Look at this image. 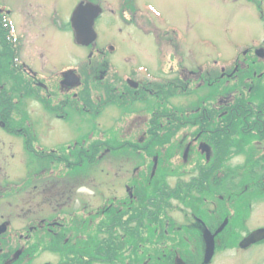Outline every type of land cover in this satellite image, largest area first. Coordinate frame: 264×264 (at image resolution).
Masks as SVG:
<instances>
[{
    "label": "flooded vegetation",
    "instance_id": "af4514ba",
    "mask_svg": "<svg viewBox=\"0 0 264 264\" xmlns=\"http://www.w3.org/2000/svg\"><path fill=\"white\" fill-rule=\"evenodd\" d=\"M4 1L0 0V135L10 141L4 143L0 136V174L10 173L6 163L14 161L9 168L20 177L1 182L0 200L29 191L38 194L40 188L51 192L57 184L68 190L62 184L82 168L99 166L111 154L107 146L117 141L121 149L113 147L112 155L127 154L124 164H131V170L122 180L123 193L103 198L94 210L80 207L70 214L59 209L17 229L1 222L0 264H71L70 242L82 237L75 236V228L87 232V218L92 222L105 215L114 227L116 237L110 239L115 246L149 242L146 249H128L126 264H134V257L143 258L142 264H205V252L202 262L194 258L193 244L202 255L206 230L213 252L216 243L237 239L249 222V211L242 210L264 195V0H220L236 13L242 9L254 14L261 25L258 35L235 43L227 40L224 51L210 42L184 49L180 27L167 24L147 0H68L67 17L56 7L59 2ZM25 3L38 7L53 28L73 33L71 18L77 8L82 18H92L95 38L77 44L88 50L78 66L55 69L44 45H34L36 66L23 57L25 32L13 19L28 13L16 11ZM117 19L121 25L115 24ZM104 25L114 27L117 35L103 38ZM136 31L154 40L147 58L140 57L139 50L121 49ZM42 35L38 29L33 38ZM182 97L190 99L189 104L182 106ZM39 106L52 122L70 111L99 116L107 108L115 111L116 121L107 130L95 125L79 129L74 138L50 142L55 126L45 127L32 117ZM48 128L50 136L40 138ZM233 162L243 163L236 173L226 164ZM241 174L246 181L238 185L234 176ZM43 196L36 197L31 210L49 200ZM170 198L183 206V221L172 217ZM189 201L193 207L186 212ZM17 209L27 211L25 204L18 203ZM256 231H264V226L246 229L239 237L245 236L241 246ZM41 243L47 244L46 250H40ZM257 244H264V235L244 245ZM44 253L56 261L39 262ZM252 261L259 264L258 255Z\"/></svg>",
    "mask_w": 264,
    "mask_h": 264
},
{
    "label": "rangeland",
    "instance_id": "374dc122",
    "mask_svg": "<svg viewBox=\"0 0 264 264\" xmlns=\"http://www.w3.org/2000/svg\"><path fill=\"white\" fill-rule=\"evenodd\" d=\"M5 1L13 2L14 0ZM49 1L59 2V5L56 7L60 8L63 14L65 13V9L67 8V5L65 3H68V0ZM147 1L153 3L158 7V9L162 12L163 18L166 20L167 24L172 23V25L176 24L180 27L183 37V43L186 46H184V49L189 48L187 46H190L193 43L199 45V43L202 44L210 42L214 43L218 50L224 51L223 49L227 47V40L234 43L241 42L245 39H248L251 35H258L261 31L260 22L254 14H250L248 13V11L242 9H240L241 13H236V8H233L226 3L220 2V0ZM237 4H239L238 6L242 5L240 3ZM16 11H28V13H21L20 15L18 14L17 18L13 20L17 24L18 29L25 32L22 55L27 60H31V62L35 66L38 64V62L35 58H32L34 53H37L34 45L35 47H43V45L45 46L44 48L47 49L48 53L50 54L48 55L50 56V60L53 62V65L56 66L55 69H57L60 65L61 67L65 65L76 64L78 66L79 61L87 54V49L78 46L81 44L76 42V38L73 32H70V30L66 28L64 30H61L59 28L57 29V25L53 28V26L50 25L48 18L45 19L40 15V9L38 11V7L35 9L34 7H32V5H27V3H25L23 4L22 8H16ZM14 15L16 14L14 13ZM64 17H67V15L64 14ZM115 24L121 25V21H118L117 19L115 20ZM38 29H42L43 37L33 38L36 35ZM136 33L137 34H135V36L132 35V41H130L129 43L121 44V49L124 53H126V51L136 52L139 50L140 57L147 58V56H149V53L151 52L150 48L151 45L154 44V40H152L151 36L147 37L144 34L140 35L137 31ZM102 35L103 38L107 37L106 39H108L111 36H116L117 30L114 27H107V25H104V27H102ZM101 42H103L102 39ZM139 43L140 46L138 45ZM84 63H87V61H84ZM180 100L182 106H186L190 101V99L185 97L180 98ZM32 114L33 118H38V122H40V125L45 124V127H49L51 124H53V128L55 126L54 133H52L50 142H57L66 138H74L77 135L79 129L86 130L89 128H94L95 125L100 127L99 130H107V128H109V126L116 118L115 111L112 108H107L103 112V114L99 116L95 114H76L70 111L68 116H66L63 120L57 119L55 116L53 122L51 117L44 115V110L41 106L36 109L34 108ZM49 131V128L47 131L44 130L43 133H39V137L42 139L48 138V135L50 136V134H47ZM83 132L84 131H82L81 133ZM4 137L5 136H1V139L4 140L3 142L9 143L10 138ZM43 141L47 142V140ZM96 142H99V140H97ZM117 143L118 145L120 144L119 141H117ZM117 143L115 144L116 146ZM116 146H107V149L111 151V154L104 158L101 163H99V166L95 165L94 167L92 166L82 168L69 180L67 179L62 184L63 188L67 189L68 187V190L66 191L61 188V184H57L55 187H53V190L51 192L43 193L44 189L40 188L38 194L33 195L29 191L23 195L12 194L4 199H1L0 224H2L3 222H9L11 226L17 229L25 226L26 222L34 217L42 219L53 211H59V209H66L70 214L80 207L81 209L85 207V211H91L101 203L103 198H110L113 195L122 194L124 191L122 187V180L130 175L126 173L131 170V164H124L127 163V154H118L123 156L112 155V153L115 152L113 151V147L118 150L121 149ZM8 162L6 163V170H8L9 172L11 170V172L8 174H0V184L4 181H19L17 178V175L18 177H20L19 174H17L14 169L9 168V166L12 167L14 161L11 162V164H8ZM226 164L230 166V170H233L236 173V169L240 168L243 163L233 162ZM234 177V180L238 182V185L246 181V177L244 174L235 175ZM118 179H120L119 182L117 181ZM39 187H45V184L40 183ZM41 195H44L42 197L44 198V200L47 198V196H49V200H46V203H42V205H39L36 210H31L35 208L34 202L36 200V197H40ZM243 195L245 199L246 194ZM177 202L178 201L173 198H170V200L168 201V203H170L173 208L175 207V209L171 212L172 217L175 218L177 222H180L183 221L184 215L183 212L180 211L179 207L183 206H181V204L179 206ZM18 203H20V207L25 204V208L27 211H20L19 209H17ZM27 203H30V205H27ZM191 204L193 203L189 201V205L185 206L184 210L186 212L193 207V205ZM235 208L237 209V207ZM245 210L249 211V215L247 217V219H249L248 225L246 224V227L243 228L240 233H238L237 239H232L229 244H227V242L216 243V245H218L216 250L212 253L213 255L211 262L207 261L205 264H251V262L253 264L252 257H257V255L260 261L259 264H264V244L241 246V241L245 236L239 238L246 229H248V231L252 228L263 229L264 195L263 197H258L253 201L250 200V205L245 206L242 212H244ZM245 215L246 214L244 213L241 214L240 218L245 217ZM220 226L218 227V229L220 228ZM112 235L116 237V234ZM204 235L205 234L203 233V237ZM100 237L101 234L98 235V240L100 239ZM104 238L106 240L103 244L113 245L109 242L110 239H108V236L106 234H104ZM201 244L202 255L199 252L200 249L197 250L196 248L197 243L193 244V246L195 250L194 258L196 260H199V258H201L202 262L204 259V252L206 253L205 241L204 243L201 242ZM116 245L117 246L113 245L112 253L110 254L104 253L106 247L102 245L103 254L102 257L100 256L101 261L96 264H109L110 262H108L107 258L109 256L113 257L117 252V247H120L119 243H117ZM155 250V247H151L152 252ZM260 255H262L261 258ZM153 260L155 259H152L151 261ZM55 261L56 257L49 253H44L39 258V262Z\"/></svg>",
    "mask_w": 264,
    "mask_h": 264
},
{
    "label": "trees",
    "instance_id": "16d2710c",
    "mask_svg": "<svg viewBox=\"0 0 264 264\" xmlns=\"http://www.w3.org/2000/svg\"><path fill=\"white\" fill-rule=\"evenodd\" d=\"M104 217V216H103ZM109 217V215H105L104 218ZM99 219L96 218L94 219L92 222H89L90 220L87 218L86 222L88 221L87 224V232H84L82 229L80 228H75L76 230H74V234L77 235H81L82 237L77 239V241L75 243L70 242V244L72 246H70V258L69 261H71V264H75V263H79V264H96L99 263L100 260V256L102 257L103 254V249H102V245H104L106 248L104 250V253H112V248L113 245H115L114 240L110 237L113 234L114 231V227H111L110 224V218L109 219ZM102 220V221H101ZM86 227V226H85ZM100 227L102 228V231L100 232ZM92 228V229H89ZM101 234L102 237H100V239L98 240V235ZM104 234H106L108 236V239H110V243H112L113 245H108V244H103L104 241L106 240L104 238ZM74 236V237H75ZM97 239V240H96ZM72 240V238L70 237V241ZM91 243V244H90ZM101 243V245H100ZM149 242L144 241V242H140V240H135L134 242H132V244L129 243H119L120 247L117 250V252L114 254V256L112 257H108L107 260L108 262H110L109 264H126L128 262V258L130 254H128L127 252L129 251L128 249L130 248H134V250L136 251L137 249L141 248H147L146 246H148ZM43 245L42 249H47V244L46 243H41ZM141 244V246H140ZM182 247H186V243L182 242L180 244ZM153 247V245H152ZM118 248V247H117ZM40 249V250H42ZM123 251V252H122ZM102 253V254H101ZM137 255V254H136ZM99 257V258H98ZM134 259H136L137 261L133 262L134 264H142V259H137L134 257Z\"/></svg>",
    "mask_w": 264,
    "mask_h": 264
},
{
    "label": "water",
    "instance_id": "95a60500",
    "mask_svg": "<svg viewBox=\"0 0 264 264\" xmlns=\"http://www.w3.org/2000/svg\"><path fill=\"white\" fill-rule=\"evenodd\" d=\"M72 26L74 28L75 38L76 41L80 44L88 43L93 41L94 36L91 32V23L92 18H82L81 17V8H77L76 12L73 14L72 17ZM204 238L206 242V253H205V259L208 261L213 253V240L212 236L208 231H205ZM264 235V231H256L249 235L242 243V245H246L251 241H255L260 239Z\"/></svg>",
    "mask_w": 264,
    "mask_h": 264
}]
</instances>
